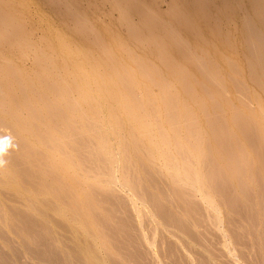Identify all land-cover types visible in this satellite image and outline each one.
<instances>
[{
	"label": "rangeland",
	"instance_id": "rangeland-1",
	"mask_svg": "<svg viewBox=\"0 0 264 264\" xmlns=\"http://www.w3.org/2000/svg\"><path fill=\"white\" fill-rule=\"evenodd\" d=\"M0 264H264V0H0Z\"/></svg>",
	"mask_w": 264,
	"mask_h": 264
}]
</instances>
